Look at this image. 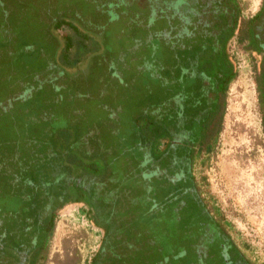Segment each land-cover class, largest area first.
<instances>
[{"label":"rangeland","instance_id":"374dc122","mask_svg":"<svg viewBox=\"0 0 264 264\" xmlns=\"http://www.w3.org/2000/svg\"><path fill=\"white\" fill-rule=\"evenodd\" d=\"M100 1L0 0V55H10L18 68L13 82L30 102L20 121L34 123L29 135L36 134V169L41 171L22 175V198L9 206L27 209L35 187L39 206L53 186L54 206L68 201L55 211L42 264H88L101 246L98 226L110 223L122 230L129 221L134 230H124L123 240L134 248L122 241L108 246L113 238L107 237L101 261L174 264L172 253L180 245L170 217L173 200L160 197L158 176L144 175L128 163L143 156L134 147L142 141V130L157 140L164 137L151 117V99L156 85L166 84L172 55L149 35L148 27L151 32L159 24L154 16L144 27L141 20L148 16L137 8L122 1L110 7L114 12L103 13ZM239 1L246 15L261 3ZM236 47L238 54L231 55L236 76L219 97L205 138L213 141L212 150L195 156L192 172L231 240L251 264H264V116L256 78L261 60ZM206 117L202 113L200 123ZM93 162L100 164L98 171ZM135 191L139 197L132 203ZM38 216L36 227L43 228L48 214L41 210ZM159 218L168 219L173 229L168 249L161 248V225L154 224Z\"/></svg>","mask_w":264,"mask_h":264},{"label":"flooded vegetation","instance_id":"af4514ba","mask_svg":"<svg viewBox=\"0 0 264 264\" xmlns=\"http://www.w3.org/2000/svg\"><path fill=\"white\" fill-rule=\"evenodd\" d=\"M122 1L148 16L141 20L144 27L152 23L150 17L154 16L159 24L151 32V26L148 27L149 35L161 40L173 59L167 71L166 84L161 81L159 86L156 85V92L153 95L155 106L151 110L152 119L156 120L159 125L157 128L164 137L159 140L154 135L149 137L150 142L153 140L151 145L158 146L159 155L157 158L152 156V161L143 162L142 173L165 177L171 185L176 184L184 178V167L179 160L185 159V168L187 167L192 178V185L185 188L186 195H189L190 187L194 192H198L200 204L205 205L216 220L196 185L192 172L193 160L204 150L201 147L206 144L209 125L207 118L212 106L215 107L219 99L218 84L222 68L230 65L231 55L238 54L234 51L236 46L241 47L242 55L260 56L261 66L256 78L264 116V0H261L259 7L250 15L244 14L239 0H101L100 11L112 13L114 11H111L110 7ZM108 16L111 18L117 15ZM0 63L2 69L6 64L5 60H0ZM202 113L207 117L200 123L199 117ZM197 123L200 127L196 126ZM160 158L167 164L161 166ZM177 167L182 173L178 171L179 169L174 172V168ZM174 197L175 194L172 195V198ZM178 201L181 203L180 198ZM173 202L176 203V200ZM20 217L21 214L18 213L0 211V228L10 234L9 238L16 237L22 246H25V241L31 242V238L34 237L31 224L33 221L28 216ZM218 225L222 231L220 224ZM202 228L200 232L203 239L197 243L194 250L201 259H207V264H212L209 259L215 247L209 242L215 239L210 228L206 229L205 226ZM230 245L231 247H223L221 251L227 264L231 263L229 261L233 257L235 258L230 252L235 245L232 243ZM2 246L0 264H21L14 259L17 258L16 253ZM29 259L28 255L24 263L30 264ZM42 263L43 259H40L34 264Z\"/></svg>","mask_w":264,"mask_h":264},{"label":"trees","instance_id":"16d2710c","mask_svg":"<svg viewBox=\"0 0 264 264\" xmlns=\"http://www.w3.org/2000/svg\"><path fill=\"white\" fill-rule=\"evenodd\" d=\"M67 37L70 38V35H67ZM9 56L10 55H0V60H5L6 63L5 66L0 69V206L3 205L2 211L4 213H18V215L21 214V217L28 216L32 218L31 221L33 222H31V224H33L32 230L34 233V237L31 238V242L25 241L26 245L22 246V244L18 241V238H9L10 234L6 233V230H2L0 228V231L2 233H0V246H2L3 244L9 245L8 247H6L5 245H3L2 247L7 248L10 251L16 253L17 258L14 259L21 262V264L25 262L24 260L25 258H27L28 255L30 257V264H34L35 262H37V260L44 259V256L46 255L47 246L52 236V231L54 227V217L56 209H58V207L68 201L63 200L59 205L54 206L53 203L56 201L57 192L53 186L51 191L49 192L47 201L44 202L42 206H39L37 203L38 195L35 190V187L34 189H31L30 194L33 200L31 201L30 206L27 209L12 210L9 206L10 200L17 199V196L22 198L20 190H24L23 183L24 181H26L22 179V175H24L26 171H33V173L41 172L38 168L36 169V166H38L39 162V160H37L38 152H35L34 150V143L37 141L35 138L36 134L29 135V130H33L34 128L31 127V124L34 123L30 121L27 123L20 121V115L24 114V112L27 110L26 105L30 102H26V97L18 93L19 91L16 87L17 84L15 85V83L13 82V80H16L15 76L18 73V68L15 67V65H13V63L9 61ZM8 62H10L11 64H7ZM1 67L2 64L0 63V68ZM235 76L236 71H234L231 63L227 67L223 66L218 84V98L226 93L229 83L232 79L235 78ZM151 100H153L154 103L155 99H153V97ZM219 102L220 101L218 99L216 106H212L213 108H211V113L207 118L209 125L213 116L215 115V112L217 111ZM31 104L35 105L34 103ZM151 124L153 127V122ZM151 136L152 132L150 130H142V141L139 144H134V147L136 149H142L143 156H140V159L138 157L128 159V163H130L131 166L137 171H140V173H142L143 162L152 161V156L157 158L159 155L158 146L155 144L151 145L153 141L151 140L150 142ZM57 138L58 137H55V139ZM25 141L26 145L24 143ZM212 143V140L211 142L207 141L206 144L201 147V149H204V152L209 153L212 150ZM55 149L56 146L54 145V151ZM184 161L185 159H182L181 161L179 160V162L182 163V166L184 167V178H182L180 182L171 185L168 180V182L165 180V177H159V179L156 180L155 183V186H158L159 188L158 191H163L160 197L163 198L165 202L169 200H176L177 203L176 204L175 202H173V204H175L177 207L173 206L174 208L171 209L173 211V216H170L172 220L174 219L176 228L175 235L179 236L176 237V241L178 242L177 244L180 245L179 247H176V250L172 253L174 264H207V259H201L199 254L194 250L197 243L200 242L201 239H203L202 234L200 232L201 229H203L202 226H205L206 229L210 228L213 233L212 237H214L215 239V241L211 239V241L209 242L212 243L215 247L209 259L212 264L228 263L223 258L221 251L223 250V247H231V243L234 244L236 247L234 246V248L230 250L231 255L235 256V258L233 257L229 261L231 262L230 264H251L249 260L245 257V255L241 252L239 247L231 240L229 234L224 228L225 224L217 218L215 220L213 215L210 214V211L206 209L205 205L200 204L198 192H194L193 189L191 190L190 187L189 195H186L185 188L186 186L189 187L192 185V178H190L189 176L190 172L187 167L185 168ZM159 164L161 166H164L165 164H167V162L163 161V158H160ZM93 165L95 166L96 171L100 169V164L98 162H93ZM53 167L51 168L52 171ZM174 169V172L179 169L178 171L182 173V170H180L179 167ZM100 183L101 182H99V184ZM27 194L28 190H25L24 196ZM173 194H175L174 198H172ZM119 196L125 197L124 192L119 193ZM133 197L134 199H132V203L137 202V197L139 196H137L136 191ZM178 198L181 199V203L178 201ZM41 210L44 214H48L47 223L43 228L36 227L37 218L39 217L38 214L41 212ZM88 211L89 214H91V210L89 209ZM174 211L176 213H174ZM93 220L95 221L96 219ZM159 220L154 221V224L158 226L161 225V227H159L157 230V233L163 239V244L161 248L168 249L170 248V242H168L166 238L168 237L169 231H171L170 234L173 235V229L169 227L168 219H166V222L163 221L161 218H159ZM217 223L220 224V228L222 231L219 230V225ZM98 227L103 230L101 246L98 252L91 258L88 264H108L107 262L101 261L103 257L106 258L105 255H107V248L105 247L107 237L113 238L110 242V245L107 244L108 246H113L111 244L112 242L120 243L121 241L124 242L126 248L129 249H132L131 247L135 245L131 241L127 240V242H125V240H123L124 230L127 231V233H131L134 230L133 223H131L130 221L127 222V227L122 230H120L119 227H114V225L112 227L110 223L108 225H101ZM40 234L43 236L39 237ZM163 236H165V238ZM164 256L165 255H163V257Z\"/></svg>","mask_w":264,"mask_h":264}]
</instances>
